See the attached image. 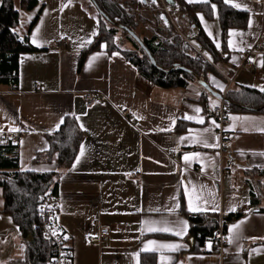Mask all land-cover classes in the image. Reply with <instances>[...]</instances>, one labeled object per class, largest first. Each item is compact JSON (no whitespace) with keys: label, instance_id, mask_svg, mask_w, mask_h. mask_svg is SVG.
<instances>
[{"label":"crops","instance_id":"0c3cea01","mask_svg":"<svg viewBox=\"0 0 264 264\" xmlns=\"http://www.w3.org/2000/svg\"><path fill=\"white\" fill-rule=\"evenodd\" d=\"M37 1L35 9L22 11L17 28L22 37L28 35V43L35 50L20 57L17 86L0 85V128L3 129L0 135L12 132L10 128L24 133L16 142L19 171L56 173V219L58 228L69 237L71 264H136L132 254L148 240L186 245L177 252L166 251L165 255L171 259L164 264H264V240L250 239L264 237V173H261L264 156L260 155L264 153V132L258 130L264 127L261 123L264 112H231V117L254 119L248 122L231 119V130L235 124L231 139L234 162L231 166L224 165L222 170L219 147L206 148L180 140L189 135V129L212 128L214 135L208 142L219 144L216 128L210 123V113L213 103L219 104L220 99L206 94L198 83L169 89L159 87L144 77L120 51H109L106 43L89 53L78 70L81 54L96 37L91 33H99V23L88 0H71V6L62 10V4L68 0ZM117 1L124 5L128 0ZM211 1L191 3L208 7L209 10L198 12L204 17V23L199 17L198 21L213 44L216 46L205 25L220 43V48H216L222 62L213 65L221 77H209H215L223 85V91L209 77L208 84L222 95L231 88L260 90V86H264V66L260 63L264 57L254 56L252 69H242L241 65L243 52L264 35V5L233 0L242 5L235 9L248 12V22L245 27L228 30L223 48L218 7ZM19 4L20 0H15L17 8ZM211 4L216 5L215 11ZM244 5L249 10H244ZM37 28L40 29L39 46L31 42ZM230 31L242 35L229 37ZM82 39H91V43L80 47ZM229 39L243 51L231 50ZM127 45L124 48L130 49L131 45ZM93 57H96L94 61ZM233 57L237 58L235 63ZM226 77L233 82L229 84ZM88 93L104 96L106 100L87 106L83 98ZM197 107L202 110L199 114L193 111ZM185 114L203 116L205 123L186 120ZM67 117L76 120L85 151L76 163L80 145L72 165L61 168L57 155L50 158L45 155L49 151L45 133L58 131L64 123L60 124L61 118L65 121ZM245 127L249 131H244ZM169 128L170 131L166 130ZM197 152L200 158L190 155L191 163L186 164L184 155ZM188 181L197 187L204 185L215 194L220 210L204 213L232 215L234 211H228L230 207H243L242 215L225 227L229 235L230 226L245 221L239 229L240 238L227 246L228 258L222 260L208 250L195 251L189 227L182 240L168 233L141 235L144 220H158L162 216L169 220L177 216L186 220L182 200L187 209L183 185ZM177 200L181 204L177 216L152 211L165 209ZM3 208L0 188V264H16L24 260L25 244L18 226ZM101 226L110 227V236L100 242H89L88 237L97 236ZM139 260L140 264H161L159 253H141Z\"/></svg>","mask_w":264,"mask_h":264},{"label":"trees","instance_id":"16d2710c","mask_svg":"<svg viewBox=\"0 0 264 264\" xmlns=\"http://www.w3.org/2000/svg\"><path fill=\"white\" fill-rule=\"evenodd\" d=\"M1 2L0 85L16 87L20 57L24 53L35 50L28 43V35L22 37L17 28L22 11L35 9L38 1L20 0L19 8L16 7L15 0H1ZM88 2L91 11L97 17L99 33L81 54L78 70L84 65L89 53L98 50L102 43H106L109 51H120L144 77L162 88L186 87L190 83H197L198 78L208 83L209 75L221 77L213 64L220 65L222 56L201 28L197 16L200 10L208 9L207 6L188 4L185 0H175L183 18L188 19L189 24L199 29L197 43L208 56L212 57L211 63L200 55H189L187 52L191 47L189 48L178 37H172V41L168 42L158 34L142 39L138 36L154 58L156 62L154 66L140 45L126 30L120 28L123 26L134 32V19L126 13L123 5L117 0H88ZM211 2L218 7L223 48H225L228 30L245 27L249 14L231 5H226L223 0H212ZM161 17V13L158 12L154 18L162 26L161 31L172 36L171 27L166 25ZM118 31L123 32L125 43L118 36ZM126 43L131 45L130 49L124 48ZM179 67L188 69L190 73ZM205 93L208 94L206 90ZM225 99L230 113L264 112V92L260 90L250 87L231 88ZM202 102L206 105L205 101ZM45 137L49 144V151L45 155L48 158L57 155L59 167L69 168L76 158L83 138L76 120L73 117H67L58 131L45 133ZM16 142L3 143L0 140V188L4 200L3 211L11 215L25 244L24 260L16 264H49L54 255L53 246L42 238L40 230L42 220L36 209V202L42 193L48 191L55 193L56 173L19 171V151ZM182 213L189 224V236L194 240V250L198 252L208 250L209 241L220 227V216L215 213L192 214L185 208L183 200ZM230 221V218H226L224 227Z\"/></svg>","mask_w":264,"mask_h":264},{"label":"built area","instance_id":"2783aa9c","mask_svg":"<svg viewBox=\"0 0 264 264\" xmlns=\"http://www.w3.org/2000/svg\"><path fill=\"white\" fill-rule=\"evenodd\" d=\"M140 4L144 6H158L162 9V14L164 15L167 25L171 28H174L178 31L180 36L184 38L186 44H188L196 53L200 54L205 60L209 61L205 56L203 49H199L194 44V41H197L199 38V29L194 25L190 24L191 35H184L181 30V20L182 14H178V5L175 0L168 2L167 0H155V3L152 0H137ZM251 2L264 5V0H250ZM63 43L67 40H63ZM27 45V44H25ZM264 57V35H260L257 42L249 49L243 52L244 62L241 65L242 69H252L255 66L253 62V57ZM251 58V60H250ZM229 84L233 82L232 78L226 77ZM226 97V93L223 95ZM84 102L87 106H92L93 104L103 102L106 100L104 96H99L93 93H88L84 96ZM210 116L212 120H215L220 127L216 128V131L219 136V157L221 163V169L224 170V165L231 166L234 162V153L231 150V139H232V130H231V113L226 105L224 100H220L219 104L211 109ZM24 137V133L17 132H7L3 135H0L1 142L17 141L20 138ZM58 202L55 194L52 191H48L39 195L36 202V209L42 220L40 227L42 238L45 242L50 243L53 246V257L49 264H71L72 263V251L70 248V240L63 239L66 235L58 228L56 213H57ZM244 209L242 206H238L232 215H220V227L212 237L211 248L208 247V251L216 253L222 260L229 257V252H227L228 241L225 237L228 234L225 232L224 220L230 218L231 221L238 218ZM56 232V235H53V232ZM111 234L110 227L101 226L99 234L97 236L88 237V241L91 243L100 242L103 239L109 237ZM67 236V235H66Z\"/></svg>","mask_w":264,"mask_h":264},{"label":"snow or ice","instance_id":"6c2138e0","mask_svg":"<svg viewBox=\"0 0 264 264\" xmlns=\"http://www.w3.org/2000/svg\"><path fill=\"white\" fill-rule=\"evenodd\" d=\"M141 2H143V0H141ZM153 3H155V0H152ZM223 2L226 5H231L234 8H241L242 5L240 3H234L233 0H223ZM187 3L191 4V3H204V4H208L209 0H187ZM71 6V0H68V3L62 4L61 6V10L63 8H67ZM244 10H249L247 8V5L243 6ZM211 9L213 11L216 10V5L215 4H211ZM47 10H45V15H47ZM199 19L201 20L202 23H204V17L201 14H197ZM163 19V17H161ZM29 19L31 20V17H29ZM252 21H249V25L251 26ZM205 30L208 32L209 36H212L214 38V41L216 43V47L219 49L220 48V43L218 40L215 39L214 34L212 31L208 30V26L205 25ZM40 29L37 28L31 35V42L33 44H37L39 46V42H40ZM92 36L97 35V33L95 31H93L91 33ZM229 37H233V36H241V33H236V32H232L230 31L228 33ZM63 38V37H61ZM86 43H91V39H88L87 41H84L83 39L80 41V47H84ZM240 43H243V41L241 40ZM102 47H104V45H102ZM228 47L231 50H235V51H243V48H237L234 44L232 39L228 40ZM113 55H118V53H113ZM205 55L207 56L208 54L205 53ZM93 61L96 59V57L92 58ZM208 59L211 60L212 57L208 56ZM236 57L232 58L233 63L236 62ZM251 60V58H250ZM255 62V61H253ZM261 66H264V59H262L260 61ZM209 79H211L213 81L214 84H216L217 87L220 88L221 91H223V85L219 84L218 81H216L215 77H209ZM256 87V86H253ZM260 91L264 92V86H260ZM216 105L213 103V107H215ZM194 113L199 114L202 110L197 107L193 109ZM184 119L186 120H193L196 123L199 124H204L205 123V119L203 116H199V115H188L185 114ZM77 119H79V117H77ZM230 119H232L234 122L235 121H242V122H248V121H252L254 118L251 117H238V116H232L230 117ZM63 118H61L60 120V124H62ZM173 124H175V120L172 121ZM210 123L215 127V128H219L220 125L215 121V120H211ZM261 123H264V121H262ZM60 124H57V128H59ZM235 124L232 126V130H234ZM166 130H171L166 129ZM244 131H249V129L247 127H245L243 129ZM259 131L264 132V127H259L258 128ZM9 131L12 132H16V131H20V129L18 128H10ZM189 135L184 136V137H180L181 142L184 141H188L190 144L193 145H202L203 147L206 148H217L219 147L218 143H209V138L212 137L214 135L213 129L212 128H204L202 131H197L195 129H189ZM3 129L0 128V134H2ZM218 140V137L216 138ZM22 143V141H21ZM176 150V149H174ZM84 146L81 145L80 148V155L76 158V163L80 162V157H82L84 155ZM190 155L192 157H195L196 159L200 158V153H192V154H185L183 159L185 161L186 164H190ZM260 155L264 156V153H260ZM73 168H75V164L73 165ZM203 170V169H202ZM184 187V195L187 198V211L190 213H204L207 211H212V212H218L219 209V205L218 203L215 202V194L208 190L206 188V186L204 185H200L199 187H197L195 184L192 183V181H188L186 184L183 185ZM173 200H175V197L172 198ZM181 204L180 202L177 200L176 203H174L171 206L166 207L165 209H153L152 211L155 212H167L168 216H177L178 210L180 209ZM235 207H230L228 209V211L232 212L235 211ZM245 221H240L238 224H234L232 226L229 227L228 232L229 235L227 237H225V239L228 241L229 244H232L235 242V240L239 239V229L241 228V225L244 223ZM142 226L140 229L141 235H143L145 232H149V233H168L171 234L173 236H176L178 238H180L181 240L183 239V237L187 234L188 231V221L184 220L182 218H179L177 216V219L175 220H169L167 217L162 216L161 219H147L141 222ZM53 235H56V232L54 231L52 233ZM63 239L67 240L69 239L68 236H64ZM250 239H252L253 241H255L256 239H262L264 240V237H251ZM186 247V245H183L181 243H160L157 242L155 240H148L147 242H144L143 247L136 253H133V258L136 260V264H140V260L139 257L141 255V253H159L160 254V261L161 264H164V261L171 259V257H168L165 255V252H177L179 251L181 248ZM208 247L211 248V241H209ZM250 251L252 252H258L259 249H251Z\"/></svg>","mask_w":264,"mask_h":264},{"label":"rangeland","instance_id":"374dc122","mask_svg":"<svg viewBox=\"0 0 264 264\" xmlns=\"http://www.w3.org/2000/svg\"><path fill=\"white\" fill-rule=\"evenodd\" d=\"M168 2H170V1H168ZM123 6H124V8L126 10V13L129 14L130 16H132V18L134 19L133 20V26H134L133 30H134L135 34L137 36H139L141 39L143 37H151L154 34H158V35H160V37H163L164 41L166 39L168 42H171L172 39H173L172 37H178L182 42H185L184 38L182 36H180L178 31L175 30L174 28H170V30H172L170 32L172 34V36H168L167 34H164L161 31L162 30V26L159 25V23L154 18L156 13L160 12L162 14L161 7H158V6H150V7L144 6V5L139 4V2L137 0H128L127 3L124 4ZM177 12H178L179 15L182 14V12H180L179 8H178ZM180 20H181V27H180L181 32L184 35H186V36H190L192 33H191L190 24L187 21L188 19L186 20L182 16L180 18ZM216 21H218V19ZM118 36L125 43V39H124L122 31H118ZM194 44L196 45L197 48L202 50L201 46L197 43V41H194ZM186 45H188V44H186ZM126 46H128L127 43L124 45V47H126ZM189 48H190V46H189ZM190 50H188V52H187L189 55H191V56H194L196 54L200 55V54L196 53V51L194 49L190 48ZM203 52L206 53V51H204V50H203ZM216 71L218 73L220 72L218 70H216Z\"/></svg>","mask_w":264,"mask_h":264},{"label":"water","instance_id":"95a60500","mask_svg":"<svg viewBox=\"0 0 264 264\" xmlns=\"http://www.w3.org/2000/svg\"><path fill=\"white\" fill-rule=\"evenodd\" d=\"M168 1L172 2L171 0H168ZM101 14H103V13L101 12ZM162 17H163L164 23L167 25V22H166L164 15H162ZM120 28H122L128 32V34L140 45V47L143 49V51L148 55L151 63L154 66H156V62H155L154 58L152 57V55L150 54L149 50L146 48L144 43L141 41V39L134 32L129 30L128 28L123 27V26H120ZM179 69L190 73V71L184 67H179ZM197 83H198V85H200L204 90H206L213 97L220 99V100H224L226 102L225 97L221 93H218L216 90H214L207 82L198 78Z\"/></svg>","mask_w":264,"mask_h":264}]
</instances>
